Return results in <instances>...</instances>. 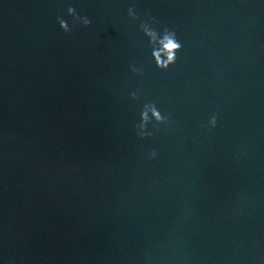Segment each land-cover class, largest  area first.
<instances>
[{"label":"water","instance_id":"water-1","mask_svg":"<svg viewBox=\"0 0 264 264\" xmlns=\"http://www.w3.org/2000/svg\"><path fill=\"white\" fill-rule=\"evenodd\" d=\"M0 264H264V0H0Z\"/></svg>","mask_w":264,"mask_h":264},{"label":"clouds","instance_id":"clouds-1","mask_svg":"<svg viewBox=\"0 0 264 264\" xmlns=\"http://www.w3.org/2000/svg\"><path fill=\"white\" fill-rule=\"evenodd\" d=\"M69 13L72 15H75V9L70 8ZM131 14V13H130ZM84 26L87 27L90 25L91 21L85 17L84 18ZM61 28H63L66 32L68 31L67 24L61 20L60 21ZM148 35L155 36L154 32L149 31ZM161 43V50L155 51L154 56L157 61V64L162 69H167L171 64L175 62L176 59V53L180 50V44L177 42L175 34L170 33L167 30L165 31V34L163 35V38L160 41ZM162 57H166V59H162ZM153 116L159 121L161 120V116L158 111L153 107L152 108ZM143 120L146 122L148 119L147 112H144L142 114ZM216 120L213 118L212 125L215 126Z\"/></svg>","mask_w":264,"mask_h":264}]
</instances>
